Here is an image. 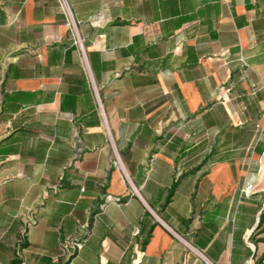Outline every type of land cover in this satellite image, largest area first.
Returning a JSON list of instances; mask_svg holds the SVG:
<instances>
[{
	"label": "crops",
	"instance_id": "1",
	"mask_svg": "<svg viewBox=\"0 0 264 264\" xmlns=\"http://www.w3.org/2000/svg\"><path fill=\"white\" fill-rule=\"evenodd\" d=\"M67 2L0 0V264H256L264 0Z\"/></svg>",
	"mask_w": 264,
	"mask_h": 264
},
{
	"label": "built area",
	"instance_id": "2",
	"mask_svg": "<svg viewBox=\"0 0 264 264\" xmlns=\"http://www.w3.org/2000/svg\"><path fill=\"white\" fill-rule=\"evenodd\" d=\"M225 2H229L230 0H223ZM61 6H62V9L63 11L66 13L67 17H68V25L70 26H73V23L70 19L71 17V9L68 5V2L67 0H59ZM254 190V186L252 185H249L247 186L245 189H244V192L246 194H249L250 192H252ZM63 248L66 249L67 251H71L70 255H74L76 253H78L81 249H82V244L80 242H77V241H71L70 239H66L63 243ZM206 262V264H212L206 260H204ZM59 258H55L54 261H53V264H59ZM264 264V262H263Z\"/></svg>",
	"mask_w": 264,
	"mask_h": 264
},
{
	"label": "trees",
	"instance_id": "3",
	"mask_svg": "<svg viewBox=\"0 0 264 264\" xmlns=\"http://www.w3.org/2000/svg\"><path fill=\"white\" fill-rule=\"evenodd\" d=\"M264 262V257H262L256 264H263Z\"/></svg>",
	"mask_w": 264,
	"mask_h": 264
}]
</instances>
